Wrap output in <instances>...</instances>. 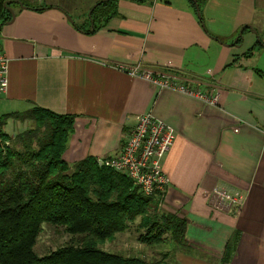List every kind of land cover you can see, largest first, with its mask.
Masks as SVG:
<instances>
[{
  "label": "crops",
  "instance_id": "crops-1",
  "mask_svg": "<svg viewBox=\"0 0 264 264\" xmlns=\"http://www.w3.org/2000/svg\"><path fill=\"white\" fill-rule=\"evenodd\" d=\"M0 1L14 13L0 19L10 60L0 117L33 108L75 117L63 154L74 165L113 159L150 112L175 136L158 207L186 222L173 264H264V0H115V14L93 27L102 0ZM142 73L218 95V105ZM24 124L10 120L4 133Z\"/></svg>",
  "mask_w": 264,
  "mask_h": 264
},
{
  "label": "trees",
  "instance_id": "trees-1",
  "mask_svg": "<svg viewBox=\"0 0 264 264\" xmlns=\"http://www.w3.org/2000/svg\"><path fill=\"white\" fill-rule=\"evenodd\" d=\"M113 2L98 5L90 20L107 21ZM7 15L0 1V19ZM10 120L33 127L11 138L4 133ZM74 123L73 116L39 108L0 117V264H157L99 249L147 210L156 217L161 198H144L129 179L93 159L67 164ZM43 224L63 229L71 243L39 257L34 248ZM152 227L169 237L166 243H184L185 220L161 216ZM228 259L226 252L222 261Z\"/></svg>",
  "mask_w": 264,
  "mask_h": 264
},
{
  "label": "built area",
  "instance_id": "built-area-1",
  "mask_svg": "<svg viewBox=\"0 0 264 264\" xmlns=\"http://www.w3.org/2000/svg\"><path fill=\"white\" fill-rule=\"evenodd\" d=\"M9 64L8 57L0 52L1 93H5L8 88ZM133 74H137V70L134 69ZM142 77L154 87L174 90L209 106L218 105V95L210 96L191 86L180 85L174 78L151 73H142ZM174 138V131L155 119L150 112L139 115L117 156L105 162H98V166L109 168L129 179L144 198H163L170 187V181L163 172L162 161L170 152ZM217 195L237 208L240 205V200L222 193Z\"/></svg>",
  "mask_w": 264,
  "mask_h": 264
},
{
  "label": "rangeland",
  "instance_id": "rangeland-1",
  "mask_svg": "<svg viewBox=\"0 0 264 264\" xmlns=\"http://www.w3.org/2000/svg\"><path fill=\"white\" fill-rule=\"evenodd\" d=\"M252 53L253 49L246 54V57L251 56ZM32 127V123L25 122L20 131L15 132L13 130V135L7 136L14 138ZM152 204L158 205L157 201H152ZM154 216V211L147 210L146 215L138 216L133 222H129L125 232L116 234L112 240L106 241L99 249L113 255L143 259L149 263L173 264L171 257L168 256L169 251L172 252L175 248L180 249V246L182 247L184 244L177 245L173 242L165 244L169 237L162 235L158 237L157 229L155 231L153 230L155 228L152 227L161 215L158 212L157 218ZM151 230L152 232L149 233ZM152 237L153 239H150ZM71 239L72 237L65 233L63 229L43 224L34 252L39 257H43L60 247L70 244Z\"/></svg>",
  "mask_w": 264,
  "mask_h": 264
},
{
  "label": "water",
  "instance_id": "water-1",
  "mask_svg": "<svg viewBox=\"0 0 264 264\" xmlns=\"http://www.w3.org/2000/svg\"><path fill=\"white\" fill-rule=\"evenodd\" d=\"M108 1H110V0H102V1H100L98 4L94 5L93 8H92V10H91L90 13H89V17H91V14H92L93 10H94L98 5H100V4H102V3H105V2H108ZM192 1L196 3V0H192ZM7 3H12V2H7ZM6 5H7V4H4V7H6ZM19 5H20V7H22V5H21L20 3H19ZM197 9H198V7H197ZM8 11H9L10 14H11V20L9 21V23H11V22L13 21V19H14V13H13L12 9H8ZM198 15H199V11H198ZM69 20H70V22H72L71 19H69ZM91 27H93V22H92V21H91ZM243 30H244V29L241 30L240 35H242V31H243Z\"/></svg>",
  "mask_w": 264,
  "mask_h": 264
}]
</instances>
